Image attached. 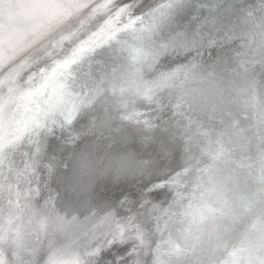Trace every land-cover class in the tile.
Masks as SVG:
<instances>
[{
	"label": "snow or ice",
	"instance_id": "obj_1",
	"mask_svg": "<svg viewBox=\"0 0 264 264\" xmlns=\"http://www.w3.org/2000/svg\"><path fill=\"white\" fill-rule=\"evenodd\" d=\"M2 9L48 39L0 71V264H264V0ZM68 178L100 224L42 217Z\"/></svg>",
	"mask_w": 264,
	"mask_h": 264
},
{
	"label": "water",
	"instance_id": "obj_2",
	"mask_svg": "<svg viewBox=\"0 0 264 264\" xmlns=\"http://www.w3.org/2000/svg\"><path fill=\"white\" fill-rule=\"evenodd\" d=\"M5 0H0V23H2L3 9L2 5ZM77 3H85L91 5L92 3H98L100 0H74ZM88 12V8L81 9V14ZM19 35L15 41V47L6 48L5 45L0 43V71L3 70V64L6 56H13L14 54L19 57L28 52L33 51L40 43L48 39V34L43 28L33 27V25L21 22L19 25ZM45 172V178H47L46 170L42 168ZM49 186L51 188V195L56 197V200L60 201L59 204L56 201H52L48 204L45 213H42V217L47 214H52L53 216L58 215L61 218H67L68 220H79L85 224L93 225L100 224L103 216L107 214H101V217L93 216L92 212H88L84 215H79L77 208L81 199V193L76 181L71 178L63 180L62 183H57L53 179L48 180ZM48 193L45 192V195ZM44 202L41 201V204ZM70 213V215H66ZM103 227V225L101 226ZM79 251L78 244H72L70 248L63 252L62 255L65 259L72 258V253Z\"/></svg>",
	"mask_w": 264,
	"mask_h": 264
}]
</instances>
